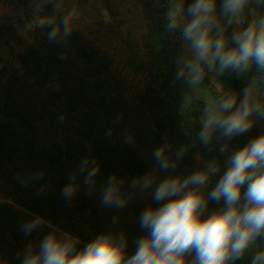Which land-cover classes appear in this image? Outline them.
Segmentation results:
<instances>
[{
	"label": "trees",
	"instance_id": "16d2710c",
	"mask_svg": "<svg viewBox=\"0 0 264 264\" xmlns=\"http://www.w3.org/2000/svg\"><path fill=\"white\" fill-rule=\"evenodd\" d=\"M63 1L0 0V257L7 264H22L26 246L38 245L50 231L43 225L25 236L22 224L36 215L79 237L78 250L112 232L124 233L126 253L134 254L137 240L147 234L141 213L164 201H128L105 213L87 194L83 176L75 195L65 199L62 189L82 161L99 165L96 187L102 190L116 174L125 180V193L146 173L157 180L187 176L217 161L221 170L211 178L210 192L231 151L264 133V118L256 116L224 153L219 134L208 146L197 140L205 110L224 99L235 97L238 106L247 89L251 101L264 107V69L197 68L181 27L166 28L169 11L181 5L186 10L193 0H126L140 20L132 28L122 15L125 0H72L89 18L74 21L71 34L57 42L48 37L54 26L48 21L58 23L68 11ZM221 2L214 30L230 44L233 33L264 20V0H247L231 21L222 15ZM165 143L173 156L181 147L186 152L174 170L161 172L152 153ZM222 206L209 201L205 217ZM256 250H264V237L234 264H250Z\"/></svg>",
	"mask_w": 264,
	"mask_h": 264
},
{
	"label": "clouds",
	"instance_id": "9594fccd",
	"mask_svg": "<svg viewBox=\"0 0 264 264\" xmlns=\"http://www.w3.org/2000/svg\"><path fill=\"white\" fill-rule=\"evenodd\" d=\"M246 3L247 0H222L219 9L231 21ZM217 9V0H193L186 10L181 5L169 11L166 28L171 31L181 27L183 39L194 51L197 68L200 64L210 68L218 65L221 73H243L254 64L264 69V20L258 27L233 33L230 44L222 31L214 30L219 23ZM74 16V11H67L58 23L49 20L48 25H54L49 39L62 42L68 37L73 31ZM256 116L264 118V107L253 103L246 89L238 106L237 98L229 97L218 107L205 110L197 140L208 146L219 134L226 141L220 148L224 153L234 137L253 127ZM185 152L181 147L173 156L171 145L165 143L152 156L158 169L168 172L176 168ZM220 170L219 163L212 161L187 176L168 175L159 183L156 175L149 172L133 179L128 193L122 191L125 180L113 174L103 183L102 206L123 209L136 191L145 192L154 184L152 199L164 201L141 213L140 227L147 234L137 240L134 254L126 253V235L112 232L98 235L78 250L79 237L36 215L22 224L25 236L43 225L50 231L38 245L26 246L22 264H234L264 237V133L231 151L223 174L208 192L211 178ZM99 171L95 161H82L61 195L68 200L75 195L79 176H83L84 184L94 186ZM209 201H223V206L205 217ZM0 264L7 261L0 257ZM250 264H264V250L254 251Z\"/></svg>",
	"mask_w": 264,
	"mask_h": 264
},
{
	"label": "rangeland",
	"instance_id": "374dc122",
	"mask_svg": "<svg viewBox=\"0 0 264 264\" xmlns=\"http://www.w3.org/2000/svg\"><path fill=\"white\" fill-rule=\"evenodd\" d=\"M122 1V0H121ZM126 1V0H125ZM65 4L68 5V11H74L75 16H74V21H76L77 23H81V22H85L88 18H89V13L84 9V8H80L72 3V0H64L63 1ZM122 3V2H121ZM123 6V13L122 15L124 16V18L128 21L129 27L132 28L133 27H138L140 24V20H139V16L138 14L135 12V10L132 8V6H130L128 4V2H123L122 3ZM156 183H159V180L156 181ZM155 188V184L153 185L152 189H149L145 192H138L136 191L131 199H129V201L131 202H138V203H146L147 201H149L152 197V192ZM130 191H132L130 189ZM87 194L91 195L94 200L97 203V206H99L105 213L111 211V209H115V208H106L104 206L101 205L100 201H101V196H102V190L98 187L94 186H89L86 190ZM194 255V253H193ZM191 256L188 257L189 260H191Z\"/></svg>",
	"mask_w": 264,
	"mask_h": 264
}]
</instances>
